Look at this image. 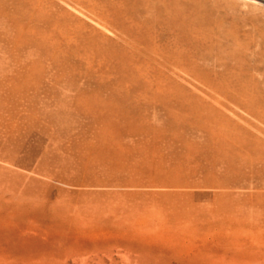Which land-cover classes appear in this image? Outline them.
Instances as JSON below:
<instances>
[{"label":"rangeland","instance_id":"1","mask_svg":"<svg viewBox=\"0 0 264 264\" xmlns=\"http://www.w3.org/2000/svg\"><path fill=\"white\" fill-rule=\"evenodd\" d=\"M0 264H264V0H0Z\"/></svg>","mask_w":264,"mask_h":264},{"label":"bare ground","instance_id":"2","mask_svg":"<svg viewBox=\"0 0 264 264\" xmlns=\"http://www.w3.org/2000/svg\"><path fill=\"white\" fill-rule=\"evenodd\" d=\"M219 95H220V97L222 96V97L227 98V99H229V100H231V101L233 100V98L228 97V96H226V95H223L222 93H219ZM238 105H239V104H238ZM249 109H250V112H252V111H251V107H249ZM249 109H248V110H249ZM261 121H262V120H261Z\"/></svg>","mask_w":264,"mask_h":264}]
</instances>
